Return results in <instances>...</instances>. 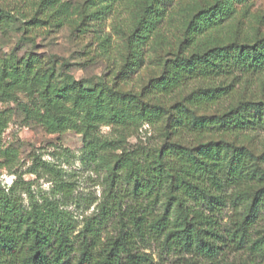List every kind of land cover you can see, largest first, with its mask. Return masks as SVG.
Listing matches in <instances>:
<instances>
[{
	"label": "trees",
	"instance_id": "1",
	"mask_svg": "<svg viewBox=\"0 0 264 264\" xmlns=\"http://www.w3.org/2000/svg\"><path fill=\"white\" fill-rule=\"evenodd\" d=\"M154 2L147 3L135 19L136 31L146 35L137 41L131 36L126 39L131 53L140 40L148 41L162 18L159 7L165 11L166 6L159 3L154 8ZM228 2L216 0L191 18L179 52L157 58L161 73L141 93L123 91L106 80L86 86L71 76L62 87L45 89L46 111L38 117L50 133L70 122L58 114L65 108L62 99L69 96L74 107L83 110V125L145 122L157 128L162 144L148 151L142 148L135 157L125 152L111 169L113 177L125 173L134 193L143 195L144 205L130 212L128 223L121 221L120 233L104 247L98 243V223H88L74 237L72 223L57 222L37 206L25 209L15 190L7 192L0 185V264H150L149 256L137 250L136 239H163L165 248L207 258H216L231 245L264 260V232L256 240L249 235L264 214V153L217 139L264 130V100L238 97L235 82H225L264 74V37L253 43L232 41L181 52L190 43L197 47L200 36L231 18ZM31 22L38 25L35 19ZM29 63L10 59V69L1 80L7 78V86L20 87L24 78L20 69L29 68ZM129 76L125 74L126 79ZM194 82L201 86L187 92ZM174 96L177 100L168 105ZM226 100L231 101L229 106L220 108ZM212 109L214 113H207ZM5 126L6 119L0 115V134ZM0 155L5 159L0 166L14 162L13 154L0 151ZM228 203L236 211L243 210L225 236L216 217Z\"/></svg>",
	"mask_w": 264,
	"mask_h": 264
},
{
	"label": "rangeland",
	"instance_id": "2",
	"mask_svg": "<svg viewBox=\"0 0 264 264\" xmlns=\"http://www.w3.org/2000/svg\"><path fill=\"white\" fill-rule=\"evenodd\" d=\"M154 1H158L155 3ZM216 0H0V115L6 126L0 134V151L14 155V162L0 166V185L7 192L15 190L27 210L39 207L57 222H70L73 236L78 237L88 223L99 227V246L116 238L128 223L130 212L141 209L143 195L134 193L133 184L124 172L113 177L111 169L125 152L135 157L142 148L160 147L162 138L156 127L145 122L120 126L115 123L83 125L81 108L63 98L65 108L58 111L70 122L65 128L50 133L40 122L39 113L46 111L43 93L47 87L58 89L67 76L86 86L101 80L115 83L123 91L141 93L149 80L161 73L159 56L179 52L191 18ZM166 6L156 30L140 40L135 52L128 50L126 39L138 40L144 32L136 31L135 19L147 3ZM49 3H52L51 5ZM232 13L224 24L200 36L199 44H188L181 50H193L232 41L253 43L264 37V0H230ZM9 15V17H7ZM149 17V15L147 16ZM35 19L38 25L34 26ZM186 47V46H185ZM29 61L20 69L23 84L7 86L1 75L10 69L8 61ZM54 73V74H53ZM130 73V78L125 74ZM234 84L237 96L264 100V74L225 80ZM201 86L190 85L187 92ZM52 97H55L54 95ZM177 97L168 99V105ZM230 100L220 108L229 106ZM215 110L207 113H214ZM226 139L245 145L258 155L264 153V130L245 135L223 134ZM0 163L5 159L0 155ZM227 204L217 221L227 236L242 212ZM156 212H159L157 209ZM252 240L264 232V214L249 230ZM163 239L141 241L137 250L149 256L150 264H242L259 256L248 249L224 248L216 258L187 254L162 246Z\"/></svg>",
	"mask_w": 264,
	"mask_h": 264
}]
</instances>
